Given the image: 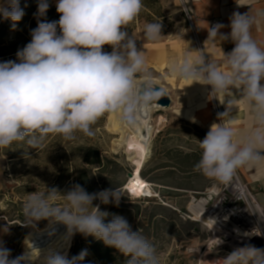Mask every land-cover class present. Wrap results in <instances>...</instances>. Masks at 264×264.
<instances>
[{"label": "clouds", "instance_id": "9594fccd", "mask_svg": "<svg viewBox=\"0 0 264 264\" xmlns=\"http://www.w3.org/2000/svg\"><path fill=\"white\" fill-rule=\"evenodd\" d=\"M49 7V0H38L37 27L31 41L17 51L19 62H0V148L15 142L37 148L49 134L65 140L75 139L78 132L92 137L93 125L106 114L115 115L126 128L138 127L142 115L160 106L157 101L167 95L127 31L143 8L142 0H57L59 20L39 19ZM24 15L20 0H0V17L10 20L13 29ZM260 18L264 10L255 16L233 12L228 33L221 31L222 23L208 27L207 40L234 45L224 53L225 70L202 54L194 57L190 53L168 69L177 79L210 86L211 93L236 89L249 109L250 123L238 130L233 121L223 119L233 108V101L227 100L226 111L218 114L219 122L199 141L201 157L194 170L225 185L231 184L241 168L264 173V47L252 36V27ZM144 36L148 41L160 40L161 22L147 23ZM106 45L110 52L104 50ZM122 196L116 186L94 193L79 184L64 193L46 187L26 199L21 226L34 227L42 220L49 226L62 224L66 242L76 234L93 237L122 254L125 264H160L155 246L138 230L133 231L126 218L112 214L105 223L110 213L100 205L118 207ZM0 219L6 221L0 231L8 234L13 224L5 217ZM25 245V252L13 258L0 241V264H83L89 254L87 249L73 256L54 248L42 250L29 237ZM34 251L38 252L35 257ZM207 264H264V248L247 244Z\"/></svg>", "mask_w": 264, "mask_h": 264}, {"label": "rangeland", "instance_id": "374dc122", "mask_svg": "<svg viewBox=\"0 0 264 264\" xmlns=\"http://www.w3.org/2000/svg\"><path fill=\"white\" fill-rule=\"evenodd\" d=\"M142 3L143 8L140 14L127 26V31L137 41L138 48L144 52L148 67L157 79H164L168 83H172V93L175 100L179 102L185 100L191 106L195 100L202 97L203 91L207 89L208 94L212 95L209 109L217 120L218 116L216 115L211 87L192 83L191 80L180 79L181 81H179L176 77L168 74V69L172 65L171 60L174 57L171 54L175 53V49H169L170 59L169 61L165 59L163 61L165 63L159 56L158 48L162 43L174 45L185 30L189 31L184 19L181 0H142ZM49 5V9L52 8L50 1ZM32 7L33 4L29 3L23 9L25 15L17 23L15 29L12 28L10 20L4 19L1 22L0 62L9 60L19 62L16 56L17 51L22 50L32 38L30 36V18L28 17ZM157 21L162 24L163 37L156 42L148 41L144 36L145 25ZM104 50L110 52L111 48L106 45ZM190 84L197 85L198 89L193 91ZM174 106L175 103L168 108L157 107L152 110L154 132L150 140V149L155 138H158L160 129L165 127L164 131L167 132L169 139L166 145L169 150V165L179 170L180 173H184V181L194 185L195 191L160 195L156 190L159 193L158 198H144L142 196L132 198L130 193L124 190L123 194L128 195L132 202L127 203L129 207L126 210L116 212L115 215L126 218L133 231L138 230L149 239L159 254L160 264H207V261L223 258L235 248L247 244L235 243L234 238L229 237L228 234L219 235L218 237L223 243L218 244V239L214 240V232L207 225L198 221L190 212L191 207L203 199L208 201L207 211L214 210L221 199L217 197V189L224 184L209 179L194 170V165L201 157L199 141L204 139L208 131L198 128L192 122L181 119L174 113ZM111 115H104L93 125L95 135L92 137L84 136L78 132L75 139L65 140L60 135L49 134L37 148L29 147L26 142H15L8 148H0V217H5L10 224H13L8 234L0 231V241H3L4 245L11 250L13 258L24 253L25 234H28L33 228L40 229L48 224V221L42 220L34 227L21 226L24 220L22 209L28 196L34 192L42 193L46 191V187H56L61 193H64L70 190L74 184L81 185L79 176L80 172L84 170L89 171L93 176H98L100 172L98 164L90 163L94 159L93 151L98 153L106 165L108 164L107 168L110 170L118 169L116 176L119 181L122 180L125 173V183L129 182V173L135 168L124 147H121L117 142L123 137V134L116 132L110 126ZM161 116L164 117L162 122H160ZM156 149L154 146V150ZM175 172L169 171L166 175L165 179L169 183L176 182ZM237 173L253 193L255 202L260 208L259 214L264 220V208L256 191L242 176L240 170ZM153 201L167 207L172 213L157 210L158 216L154 221L155 224L148 226L145 222L147 229L145 233L136 228L138 218L135 216L133 206L140 205L143 209L151 206L150 202ZM94 204H99V201H94ZM101 210L107 211V206ZM111 219L112 216L107 217L105 223ZM5 223V220L0 219V226ZM85 239L80 234H76L67 246V254L70 256L75 243L80 245L79 253L86 249ZM249 244L264 248V236L251 241Z\"/></svg>", "mask_w": 264, "mask_h": 264}, {"label": "crops", "instance_id": "0c3cea01", "mask_svg": "<svg viewBox=\"0 0 264 264\" xmlns=\"http://www.w3.org/2000/svg\"><path fill=\"white\" fill-rule=\"evenodd\" d=\"M26 0H20V3ZM52 7H56L57 0H49ZM194 11L196 17V26L200 35L204 38L206 44V54L210 62L216 63L222 70H225L224 53H228L234 47L233 43L230 41L221 42L220 39H208V27L212 26L213 21L217 23H222L225 25L222 32L228 33L230 28L228 27L230 23V17L233 12L246 13L249 12L250 15L255 16L257 12L264 10V0H184ZM247 6H238V4ZM4 19L0 17V24ZM31 20V19H30ZM252 36L257 41V43L264 47V18H260L258 25H253ZM160 51V59L162 62L170 59L169 49H175L174 56L171 60L172 64L181 60L186 54H191L196 57L199 56L196 50L194 39L191 32L185 30L182 36L175 42L174 45H168V43H162L158 48ZM173 51V50H172ZM169 53V54H168ZM165 63V62H163ZM162 63V64H163ZM169 67V65H168ZM181 81L180 79H177ZM157 82L165 88V90L172 97L173 111L181 119L194 123L198 128L202 130L209 131L210 126L214 122H219L214 118L209 109V103L212 102V95L208 94V90L205 89L202 93V97L195 100L190 106L185 100L179 102L175 100V96L172 93L173 85L168 83L166 80L157 79ZM190 88L193 91L198 89L195 84H190ZM212 92V89H211ZM200 97V96H199ZM180 98V97H179ZM231 99L233 101V108L230 114L224 117V121H233L234 127L238 130L244 129L250 123L249 116L250 112L243 99L240 98V93L238 90L229 88L223 92H213V102L215 103V109L219 113H223L227 108V100ZM193 118L195 122H193ZM164 120V117H160V122ZM163 127L158 132L155 141H153L152 148L150 149L149 156L144 163L141 171V177L150 183L155 191L159 193H191L194 192L196 187L194 185L186 183L185 174L180 173L179 170L169 165V150L166 148L167 142V132H165ZM160 134V136H159ZM172 135V134H171ZM154 146L157 148L154 150ZM160 148V149H158ZM134 167V166H133ZM134 169V168H133ZM99 179L102 175L105 177L108 174H103L102 171H106V164L102 160V164H98ZM242 176L251 184L258 195V199L264 208V173L257 172L255 169L241 168L239 169ZM169 171H176L174 174L176 176L175 183H169L165 177ZM125 173L122 177L121 184L125 182ZM129 182L126 183V185ZM126 190V187L124 188ZM127 191V190H126ZM161 205V204H160ZM155 224V223H153Z\"/></svg>", "mask_w": 264, "mask_h": 264}, {"label": "bare ground", "instance_id": "6f19581e", "mask_svg": "<svg viewBox=\"0 0 264 264\" xmlns=\"http://www.w3.org/2000/svg\"><path fill=\"white\" fill-rule=\"evenodd\" d=\"M159 83V82H158ZM159 106L152 107L146 114L142 115L141 123L136 128H126L118 120L115 115H111L110 126L116 131L123 134L117 142L124 147L125 152L129 155L135 170L134 177L129 179L126 190L136 198L145 195L146 197H154L149 184L141 177V171L150 153V140L154 132L152 124V110ZM114 131V132H115ZM219 195L218 192H216ZM199 201V200H198ZM208 201L203 199L193 205L190 209L192 215L208 226L214 232V240L219 239V235L228 234L234 238L235 243L249 244L251 241L263 237L261 232H257L253 227V222L246 211L243 209H231L225 205L221 198L219 204L212 211H207ZM264 221V220H263ZM257 235L245 236V233H253ZM49 233H53L49 235ZM261 233V235H259ZM66 228L62 224L49 226V223L43 228H33L26 237L38 248L46 250L54 248L58 251H66L70 241H65ZM232 235V236H231ZM30 246V245H29ZM26 250L24 240V252ZM34 257L38 252H33ZM217 259H213L214 261Z\"/></svg>", "mask_w": 264, "mask_h": 264}, {"label": "trees", "instance_id": "16d2710c", "mask_svg": "<svg viewBox=\"0 0 264 264\" xmlns=\"http://www.w3.org/2000/svg\"><path fill=\"white\" fill-rule=\"evenodd\" d=\"M29 3L33 4L32 10L28 14V17L31 19L29 22L30 25V36L33 29L37 27L38 18L34 15L37 12L38 0H26L20 3L22 9H24ZM26 5V6H25ZM60 18V14L57 13L56 7H52L47 11L45 17L39 18L41 20H46L48 22L58 21ZM59 34V28H58ZM94 159L90 162L91 164H102V159L99 157L98 153L93 151ZM117 166V165H116ZM108 164L106 165V171H102L103 174H108L107 177L102 175V178L99 179L98 176H93L89 171H81L79 176V182L82 187L86 189L89 193L98 192L104 189H109L114 186L118 187L120 192L122 193V197L119 203V206H115L113 204L101 205V208L107 206V211L110 213L108 217H111L112 214L116 212L126 210L129 205L128 202H132L131 198L128 195H124L123 191L125 190L126 183L121 184V180L117 179L116 173L118 169L110 170ZM117 168V167H116ZM142 176V175H141ZM96 182V183H95ZM126 194V193H125ZM160 195H165L160 193ZM152 204L149 207H145L141 209L140 205H134L133 210L135 212V216L138 218L137 229L143 230V232H147L145 222H147L148 226L155 223V219L158 216L157 210L163 211L166 213H172L170 209L163 205H159L156 202H150ZM24 219V218H23ZM22 219V220H23ZM29 234V233H28ZM28 234H25L26 236ZM146 235V234H145ZM25 236V238H26ZM84 244L86 245V249L88 250V255L85 257L83 264H125V257L118 253L115 249L106 247L102 242L95 240L93 237H87L84 240ZM80 245L75 243L70 256L79 254L78 249Z\"/></svg>", "mask_w": 264, "mask_h": 264}, {"label": "built area", "instance_id": "2783aa9c", "mask_svg": "<svg viewBox=\"0 0 264 264\" xmlns=\"http://www.w3.org/2000/svg\"><path fill=\"white\" fill-rule=\"evenodd\" d=\"M181 7L185 22L188 25V30L192 33L198 55L202 54L205 56V59L208 60L205 40L198 32L196 26V17L193 9L184 0H181ZM216 23V21H213L212 25H215ZM218 114L219 112L218 110H216V115L218 116ZM131 173L134 174V171L132 170ZM148 184L155 196L146 197L145 195H143L142 197L158 198L159 193L155 191L154 187L150 183ZM217 192L219 193L217 197L222 198L224 200V203H227V206H229L231 209L245 210L247 216H249L253 222V227L256 228L258 233L261 232L264 236V221L263 217L259 214V205L255 202V197L249 189L248 185L242 180L238 173L234 177L231 184H224L221 188L217 189ZM130 196L132 198H136L132 194H130Z\"/></svg>", "mask_w": 264, "mask_h": 264}, {"label": "water", "instance_id": "95a60500", "mask_svg": "<svg viewBox=\"0 0 264 264\" xmlns=\"http://www.w3.org/2000/svg\"><path fill=\"white\" fill-rule=\"evenodd\" d=\"M159 86H157L158 88ZM167 95L161 97V99H159L157 101V103L160 105V108H168L171 107L173 105V100L172 97L170 96V94L166 91ZM158 106V105H157ZM134 175L133 173H129V179L133 178Z\"/></svg>", "mask_w": 264, "mask_h": 264}]
</instances>
